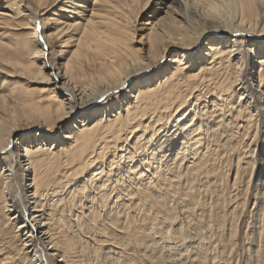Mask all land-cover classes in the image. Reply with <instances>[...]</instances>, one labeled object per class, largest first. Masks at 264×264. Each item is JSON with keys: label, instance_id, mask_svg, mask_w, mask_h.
Returning <instances> with one entry per match:
<instances>
[{"label": "bare ground", "instance_id": "1", "mask_svg": "<svg viewBox=\"0 0 264 264\" xmlns=\"http://www.w3.org/2000/svg\"><path fill=\"white\" fill-rule=\"evenodd\" d=\"M0 264H264V0H0Z\"/></svg>", "mask_w": 264, "mask_h": 264}, {"label": "snow or ice", "instance_id": "2", "mask_svg": "<svg viewBox=\"0 0 264 264\" xmlns=\"http://www.w3.org/2000/svg\"><path fill=\"white\" fill-rule=\"evenodd\" d=\"M104 99V97H101V100H103ZM9 147H11V144H9Z\"/></svg>", "mask_w": 264, "mask_h": 264}, {"label": "rangeland", "instance_id": "3", "mask_svg": "<svg viewBox=\"0 0 264 264\" xmlns=\"http://www.w3.org/2000/svg\"><path fill=\"white\" fill-rule=\"evenodd\" d=\"M251 208H252V205H251ZM251 208H250V209H251ZM244 227H245V225H244Z\"/></svg>", "mask_w": 264, "mask_h": 264}]
</instances>
